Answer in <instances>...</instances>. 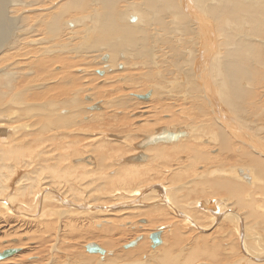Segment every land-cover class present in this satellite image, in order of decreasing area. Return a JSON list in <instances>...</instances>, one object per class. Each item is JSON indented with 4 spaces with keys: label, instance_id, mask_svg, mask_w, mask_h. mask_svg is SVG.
I'll return each mask as SVG.
<instances>
[{
    "label": "bare ground",
    "instance_id": "6f19581e",
    "mask_svg": "<svg viewBox=\"0 0 264 264\" xmlns=\"http://www.w3.org/2000/svg\"><path fill=\"white\" fill-rule=\"evenodd\" d=\"M263 96L264 0H0V264H264Z\"/></svg>",
    "mask_w": 264,
    "mask_h": 264
},
{
    "label": "water",
    "instance_id": "95a60500",
    "mask_svg": "<svg viewBox=\"0 0 264 264\" xmlns=\"http://www.w3.org/2000/svg\"><path fill=\"white\" fill-rule=\"evenodd\" d=\"M148 96H149V93L147 95H144V96L141 95L140 98L142 97L145 99ZM97 107H99V105L94 104L93 108H97ZM180 135H183V134H180L178 130H176L175 133H172L169 130L165 129L163 126L159 127L158 129H156L154 134L143 136L144 138L142 139V141L136 143L135 147L138 149V152L136 155L126 157V158L122 159L120 161V163H126L129 161L143 162V160H145V158H146V155L144 153H142V150L144 147H146L147 145L158 143L159 141L174 142ZM86 160L93 163V160L90 157H87ZM149 236L152 240V246H155V245H158L161 243L159 232L152 233ZM137 240L138 239L130 242L128 245L135 244ZM86 249L89 252H96V251L100 252V253L103 252V249L96 243L86 245ZM15 251H16L15 248L9 249V250H4V251L0 252V257H5L6 255L12 254Z\"/></svg>",
    "mask_w": 264,
    "mask_h": 264
},
{
    "label": "rangeland",
    "instance_id": "374dc122",
    "mask_svg": "<svg viewBox=\"0 0 264 264\" xmlns=\"http://www.w3.org/2000/svg\"><path fill=\"white\" fill-rule=\"evenodd\" d=\"M77 86H79V84H77ZM260 92H262V91H260ZM263 98H264V96H263ZM261 116L264 117V111L261 113ZM262 119H264V118H262ZM83 251H85V250L83 249ZM86 254H87V252H86Z\"/></svg>",
    "mask_w": 264,
    "mask_h": 264
}]
</instances>
